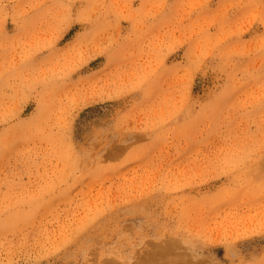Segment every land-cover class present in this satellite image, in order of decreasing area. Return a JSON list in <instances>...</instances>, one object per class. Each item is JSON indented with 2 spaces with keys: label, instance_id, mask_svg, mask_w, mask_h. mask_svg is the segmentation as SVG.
<instances>
[{
  "label": "rangeland",
  "instance_id": "1",
  "mask_svg": "<svg viewBox=\"0 0 264 264\" xmlns=\"http://www.w3.org/2000/svg\"><path fill=\"white\" fill-rule=\"evenodd\" d=\"M0 264H264V0H0Z\"/></svg>",
  "mask_w": 264,
  "mask_h": 264
}]
</instances>
